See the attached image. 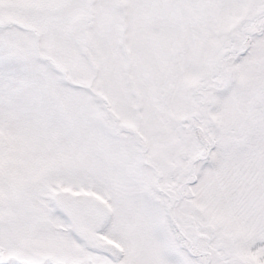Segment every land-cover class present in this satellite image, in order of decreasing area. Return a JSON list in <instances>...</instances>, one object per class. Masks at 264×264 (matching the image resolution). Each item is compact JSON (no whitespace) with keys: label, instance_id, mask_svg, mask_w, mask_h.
Wrapping results in <instances>:
<instances>
[{"label":"snow or ice","instance_id":"obj_1","mask_svg":"<svg viewBox=\"0 0 264 264\" xmlns=\"http://www.w3.org/2000/svg\"><path fill=\"white\" fill-rule=\"evenodd\" d=\"M0 264H264V0H0Z\"/></svg>","mask_w":264,"mask_h":264}]
</instances>
